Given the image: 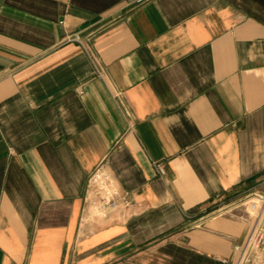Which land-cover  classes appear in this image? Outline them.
Wrapping results in <instances>:
<instances>
[{
	"label": "crops",
	"instance_id": "obj_1",
	"mask_svg": "<svg viewBox=\"0 0 264 264\" xmlns=\"http://www.w3.org/2000/svg\"><path fill=\"white\" fill-rule=\"evenodd\" d=\"M257 190L264 0H0V264H226Z\"/></svg>",
	"mask_w": 264,
	"mask_h": 264
},
{
	"label": "built area",
	"instance_id": "obj_2",
	"mask_svg": "<svg viewBox=\"0 0 264 264\" xmlns=\"http://www.w3.org/2000/svg\"><path fill=\"white\" fill-rule=\"evenodd\" d=\"M164 172L160 164H157ZM88 191L93 195L100 213L109 206L115 208L124 203L129 206L126 195L114 186L111 176L99 166L91 174ZM246 207V219L250 221L245 239L234 245L233 257L223 259L226 264H264V191H252L232 203L221 205L216 212L230 211L238 206Z\"/></svg>",
	"mask_w": 264,
	"mask_h": 264
},
{
	"label": "rangeland",
	"instance_id": "obj_3",
	"mask_svg": "<svg viewBox=\"0 0 264 264\" xmlns=\"http://www.w3.org/2000/svg\"><path fill=\"white\" fill-rule=\"evenodd\" d=\"M93 206H94V211H95L96 213H100L97 204L93 203Z\"/></svg>",
	"mask_w": 264,
	"mask_h": 264
}]
</instances>
